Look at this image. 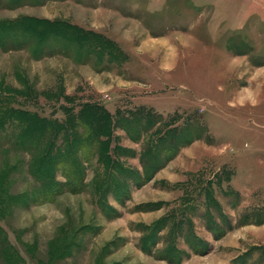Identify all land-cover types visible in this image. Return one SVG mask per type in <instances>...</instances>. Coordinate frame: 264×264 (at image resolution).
I'll return each mask as SVG.
<instances>
[{
  "label": "rangeland",
  "instance_id": "1",
  "mask_svg": "<svg viewBox=\"0 0 264 264\" xmlns=\"http://www.w3.org/2000/svg\"><path fill=\"white\" fill-rule=\"evenodd\" d=\"M71 1L73 53L0 44V108L85 144L74 190L25 203L0 142V264H264V0Z\"/></svg>",
  "mask_w": 264,
  "mask_h": 264
},
{
  "label": "trees",
  "instance_id": "2",
  "mask_svg": "<svg viewBox=\"0 0 264 264\" xmlns=\"http://www.w3.org/2000/svg\"><path fill=\"white\" fill-rule=\"evenodd\" d=\"M48 1L52 0H0V9L40 5ZM75 31L76 33H74ZM80 34V29L61 20L22 17L0 21V44L6 48L32 47L36 57L45 54L47 49L53 52L73 53L74 39H78ZM82 115L83 113L80 116ZM82 120L80 118L79 122L84 125L85 122ZM6 124L21 129L19 133L10 134L11 137L9 134L4 137L0 133V142L12 140V147L15 151L24 150L30 153L29 171L40 182L37 190L33 195H30V199L25 203H30L32 200L53 201L58 194L74 190L72 185L74 181H78L77 174L80 177L84 172L81 152L85 149L82 137L74 134V137L69 138V135L72 134L69 131L74 128V121L70 120L71 125H67L69 123L45 119L34 113L0 108V130ZM29 128L30 130L27 131ZM200 135V129H196L192 132L189 140L192 141ZM60 138L62 142L59 144L57 141ZM18 143H24L26 146L21 147ZM16 167V164L9 165L6 171L8 175ZM58 170H61L66 176L65 182L56 180Z\"/></svg>",
  "mask_w": 264,
  "mask_h": 264
},
{
  "label": "crops",
  "instance_id": "3",
  "mask_svg": "<svg viewBox=\"0 0 264 264\" xmlns=\"http://www.w3.org/2000/svg\"><path fill=\"white\" fill-rule=\"evenodd\" d=\"M83 13H86L87 17ZM96 9L88 8L71 0L48 1L40 5H24L14 9H0V21L14 20L22 17H35L40 19H65L71 23L83 24L88 15H94Z\"/></svg>",
  "mask_w": 264,
  "mask_h": 264
}]
</instances>
